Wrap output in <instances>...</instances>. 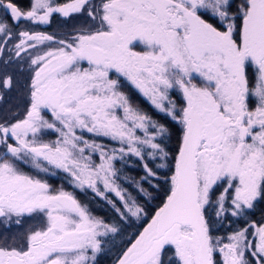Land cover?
Instances as JSON below:
<instances>
[{
	"label": "snow or ice",
	"instance_id": "6c2138e0",
	"mask_svg": "<svg viewBox=\"0 0 264 264\" xmlns=\"http://www.w3.org/2000/svg\"><path fill=\"white\" fill-rule=\"evenodd\" d=\"M85 10L98 21L94 28L58 40L24 29L8 49L16 58L29 54L32 75L23 118L0 123V218L20 225L42 213L46 225L28 233L22 247H0V264H95L99 237L119 231L21 164L67 174L121 220L146 215L117 183L114 162L129 155L169 161L159 138L170 129L134 107L126 86L179 125L180 138L166 199L117 264H253L246 254L264 264V225H251L254 240L245 228L224 243L206 218L210 206L218 218L229 211L240 217L264 201V0H102L98 7L32 0L27 10L0 0V45L21 21L47 25L54 14ZM12 83L0 78L3 89ZM51 134L55 139H46ZM143 167L144 179L157 176L146 161Z\"/></svg>",
	"mask_w": 264,
	"mask_h": 264
},
{
	"label": "trees",
	"instance_id": "16d2710c",
	"mask_svg": "<svg viewBox=\"0 0 264 264\" xmlns=\"http://www.w3.org/2000/svg\"><path fill=\"white\" fill-rule=\"evenodd\" d=\"M22 1L25 3L26 0ZM5 75L11 76L13 83L11 89H3L0 87V96L3 97V99L0 100V123L15 122V120L22 118L25 109L28 107L29 99V85L27 86L25 79H22V74L15 71L14 68L10 69L8 65L2 64L0 78ZM127 89L129 91V99L134 107L141 109L170 129V135L167 138H159L163 141L162 146L165 147L166 151L170 152L169 161H161L158 157L155 160L148 157L145 158L149 167L157 173L156 177H149L147 180L144 179L146 176L143 167L145 161H141L135 156L129 155L126 156L124 160L118 159V161L114 162L117 169V183L125 190L126 197L130 196L133 201L145 209L146 215L141 220H137L134 217H129L128 220H121L119 213L116 212L112 205H108L105 202L102 204L101 199L90 189L81 191L75 188L69 183L70 178L65 175V173L58 172L55 176H49L52 178V180L49 181L53 183V185L56 186L57 183L63 182L65 186H69L73 190L74 196L80 200L81 203H85L93 215L95 214L97 217L108 221L109 224L111 222L116 223L119 231L114 233L113 236L107 237L105 244L101 247V252L96 256L95 264H116L118 258L126 248L130 246L132 240L143 230V227L146 226L147 222H149L151 217L155 214V211L162 206L169 187L168 177H170L173 170L171 167L173 163L171 157L175 155L180 138L179 125L174 124L170 118L158 113L147 99L139 96V93L131 86H127ZM87 137L90 140L95 139L98 143H103L109 148L118 147L115 142L106 140L103 137H93L91 134ZM94 159L99 163L98 154L94 156ZM161 163H165L169 166L163 168L158 167ZM141 188H143L144 191H141ZM108 196L123 210L122 202L118 201L111 193H108ZM206 218L211 225V234L220 237L224 243L228 242V237L232 235V231H236L235 227L238 226L237 222H235L232 217H229V215L218 218L214 206L206 208ZM256 218L255 215L242 216V219H239L241 221V228L242 225H246L243 219L249 222ZM236 221H238V219ZM43 223L42 213L24 217L20 225L13 223L5 225L0 221V247H22L25 244V237L28 235L29 230L31 231L33 228L41 226ZM246 255L248 258V254Z\"/></svg>",
	"mask_w": 264,
	"mask_h": 264
},
{
	"label": "flooded vegetation",
	"instance_id": "af4514ba",
	"mask_svg": "<svg viewBox=\"0 0 264 264\" xmlns=\"http://www.w3.org/2000/svg\"><path fill=\"white\" fill-rule=\"evenodd\" d=\"M15 2L20 7L24 8L26 10L28 9V6L30 7V3H31L30 0H26L25 3H23L22 0L15 1ZM56 3L57 4H63L65 2L64 1H62V2L61 1H59V2L57 1ZM90 3L93 6L98 7L102 3V0H90ZM97 24H98V21H92L91 18L87 15V10H85L84 12L73 14L72 16H70L68 18H64L58 13L54 14L53 17L51 18V22L49 24H47V25L32 24V23H29V22H26V21L25 22L21 21V23H20V25L18 27H14V31H16L22 25H24V28H22L21 30L30 29V30H33V31L44 32V33H46L48 35H52L53 37H55L58 40V39H69L76 32H78V31H80L82 29L90 30V29L94 28V26H96ZM34 25H37L39 28L34 27ZM13 36H14V33L12 35V39L8 42V44L0 45V46L4 47V49H5L4 52L7 51V53L10 54L8 59L5 58L7 56L5 53L0 54V62H1V59L4 60V61H2L0 63V69H1L2 64L8 65L10 67V69H12V68L15 69L17 67V65H18L16 63V60L14 59V58H16V57H14V53L12 54V52L8 51V49L12 46L11 42H16V40L14 41ZM54 46H56V45L54 44ZM41 48L42 49H47L45 45H42ZM33 51L35 52L34 49H31L30 53L35 54ZM25 54H24L25 55L24 59H25V61L27 63L26 67H25L26 70H24L25 71L24 72L25 73V77H31L32 72H31V68H30V65H29V54L28 53H25ZM10 57H11V59H10ZM5 61H7V63H5ZM19 69L23 70L21 68H19ZM30 80H31V78H30ZM123 90L126 92V94L129 97V91L127 89V86ZM135 91L137 93H139L137 90H135ZM139 96H141V95L139 94ZM28 102H29V100H28ZM25 112H26V109H25ZM25 112H24V114H25ZM24 114L22 116H24ZM33 215H36V213H34ZM246 215L247 216L248 215H252V216L255 215V217H257V218L253 219L251 223H254V224L258 225V226L259 225H263L264 224V201L258 202L256 208L254 210H248ZM246 215H244V217H246ZM240 218L242 219V216H240L239 219ZM239 219L237 221V224H238L237 227L238 228L235 227L236 230L241 229V221ZM243 221L245 222V224H249L250 223V221L248 222L247 220H244V219H243ZM13 224H15V223L13 222ZM43 225H44V223L41 224V226L33 228L31 231H34V230H37V229H42ZM44 227H45V225H44ZM242 227L248 228V226H245V225H242ZM31 231L29 230V233ZM249 231H250V228H249Z\"/></svg>",
	"mask_w": 264,
	"mask_h": 264
},
{
	"label": "rangeland",
	"instance_id": "374dc122",
	"mask_svg": "<svg viewBox=\"0 0 264 264\" xmlns=\"http://www.w3.org/2000/svg\"><path fill=\"white\" fill-rule=\"evenodd\" d=\"M31 2H32V0H30ZM59 2V1H64L65 3L66 2H68L69 0H53V2L54 3H56V2ZM30 5H31V3H30ZM30 7L28 6V9H29ZM0 15H2V14H0ZM25 22V21H24ZM11 23V22H10ZM34 27H36V28H39L37 25H34ZM22 28H24V25H22L20 28H18L16 31H13V33H14V36H13V39H14V41L16 40V42L18 41V36L16 35V33H18L19 31H21V29ZM11 43H13V42H11ZM45 46H46V48H48L49 46H54V44H52V45H49V44H45ZM12 47V46H11ZM10 47V48H11ZM31 50V49H30ZM35 50V52L34 53H36V51H37V49H34ZM7 56L5 57L6 59H8L9 58V56H10V54L9 53H7V51L6 52H4ZM13 54V53H12ZM25 54V53H24ZM22 55V58H14L15 60H16V63L18 64L17 65V67L15 68V71H18V72H20L21 74H22V76H23V78L22 79H25V81H26V84H27V86L28 85H30V78L31 77H25V71L24 70H26V61H25V59H24V56L26 55ZM2 61H4L3 59H1V62ZM0 62V63H1ZM19 68H21V69H23V70H20ZM31 73V72H30ZM126 93V92H125ZM28 94H29V91H28ZM140 94V93H139ZM141 95V94H140ZM142 96V95H141ZM143 97V96H142ZM145 98V97H144ZM146 99V98H145ZM29 100V99H28ZM148 101V100H147ZM130 102H131V100H130ZM149 102V101H148ZM132 103V102H131ZM150 103V102H149ZM28 105H29V102H28ZM132 105H133V103H132ZM151 105V104H150ZM27 110V109H26ZM23 118V117H22ZM21 119V118H20ZM84 135H85V137L86 138H88L87 136H90V134H88V133H84ZM46 139H55V134H51L50 136H48V137H46ZM106 139V138H105ZM106 140H108V139H106ZM10 142H13V141H10ZM14 143V142H13ZM116 143V142H115ZM4 151V148H3V146L2 145H0V152H3ZM116 161H118V160H116ZM20 167H21V169L23 170V171H25L26 173H28V174H31V175H33V176H36V178H40V179H44V180H46L50 185H51V187H52V189L53 190H58V189H61V188H63L64 190H66V191H68V192H71V193H73V190L69 187V186H65V184L63 183V182H59V183H57L56 184V186L55 185H53V183H50V181L49 180H52V178H50L49 176H51V175H46V174H43V173H38L34 168H32L29 164H21L20 165ZM53 171H55V175H57L58 174V172L59 173H63V172H60L59 170H53ZM55 175H52V176H55ZM65 175H67V174H65ZM66 185H68V184H66ZM101 187H102V185H101ZM113 196H114V194L113 193H111ZM74 195V194H73ZM98 197V196H97ZM100 198V197H99ZM101 199V198H100ZM118 199V198H117ZM78 200V199H77ZM80 203H81V201L80 200H78ZM101 201H102V204H104V202L106 203V204H108L107 203V201L106 200H103V199H101ZM118 201H119V199H118ZM81 204H83V205H85V203H81ZM109 205V204H108ZM86 206V205H85ZM87 207V206H86ZM88 208V207H87ZM88 210L90 211V213H91V210L88 208ZM36 214H41V213H36ZM92 214V213H91ZM93 215V214H92ZM225 215H229V217H232V219L235 221V222H237L236 220L237 219H239V217H233L231 214H230V211L228 212V213H226ZM224 215V216H225ZM93 216H95V217H97L95 214L93 215ZM42 217H43V220H44V225H46V218L44 217V215L42 214ZM97 218H99V219H102V218H100V217H97ZM220 218V217H219ZM0 220H1V222H2V218H0ZM104 222H106V223H108V221H106V220H104V219H102ZM252 221H250V223L249 224H246L245 226H248V235H249V239L250 240H254V236H253V234H254V232H255V229L253 228V227H251V225H253L254 223H251ZM13 222H9V224H12ZM109 224V223H108ZM44 225H43V227L42 228H44ZM110 225H115V226H117L116 225V223H114V222H111L110 223ZM264 225V224H263ZM249 228H250V231H249ZM242 229H245V227H242L241 229H239V230H242ZM239 230H236V231H232V234H234L235 232H237V231H239ZM114 235V233H109V234H107L106 236H102V237H99V239L101 240V247H102V245L103 244H105V240L107 239V237H109V236H113ZM27 237V236H26ZM26 237H25V239H26ZM248 258H249V260H251L252 259V261H253V264H255V261H254V258L253 257H251V255L250 254H248ZM119 259V258H118ZM117 264V263H116Z\"/></svg>",
	"mask_w": 264,
	"mask_h": 264
}]
</instances>
